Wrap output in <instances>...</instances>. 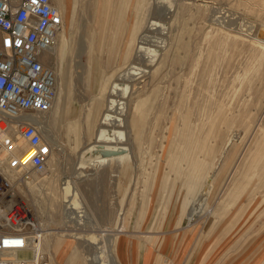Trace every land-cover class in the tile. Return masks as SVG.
<instances>
[{
	"label": "rangeland",
	"instance_id": "obj_1",
	"mask_svg": "<svg viewBox=\"0 0 264 264\" xmlns=\"http://www.w3.org/2000/svg\"><path fill=\"white\" fill-rule=\"evenodd\" d=\"M57 1L54 0L64 22L50 59L59 73L61 68L67 70L73 93L63 96L64 119L51 123L55 144L50 157L56 161L54 170L32 172L34 183L25 194L39 217L44 237L48 234L51 242L58 237L56 234H64L65 240L73 243L72 247L62 248L60 258L52 252L56 263L96 264L103 231L117 236L125 230L117 236L119 242L112 251L120 264H263L264 212L249 215L248 209L256 208L257 203L264 208V184L253 197L247 195L249 184L237 202L225 201L244 172L248 157L260 149L258 145L263 144L264 149V55L260 51L264 46L258 38L262 33L264 37V0H205L208 13H200L196 21L177 9L179 12L170 19V33L163 36H168L165 40H171L173 53L178 55L172 73L165 77H142L137 85L139 96L145 99L141 109L146 113L141 118L140 112L138 118L147 122L146 132L152 139L147 137L134 149L133 171L122 179L115 176L120 173L115 167L110 169L107 160L98 169L77 165L82 160L79 158L87 155L85 148L95 142L96 129L91 141L86 130L82 131V145L72 150L76 131L70 133L69 139L66 124L79 113V117H85L89 107L92 91L87 84V61L91 33L96 27L92 22L95 9L90 0H62L61 8ZM122 1L126 32L116 39L114 28L111 45L115 44L116 52L111 60L109 50H104L106 41L97 38L99 64L105 68L108 85L125 65L118 53L130 24L134 28L139 26L148 15L151 2ZM215 29L219 35L212 41ZM179 40L187 44L186 48H177ZM60 83L64 88V81ZM157 84L161 86L159 91L154 90ZM50 111L37 113L52 119L56 106ZM230 134L239 137L227 143L216 167L224 163L227 173L218 182L221 184H212L210 200L190 222L187 211L204 189L198 184L205 174L204 164L219 147L220 138ZM28 152L32 156L34 150ZM71 182L78 189L76 196L68 189ZM182 198L186 203L184 212L179 209ZM72 201L67 211L65 205ZM238 208L241 211L237 215ZM218 213L221 215L214 216ZM171 240L173 246L168 247ZM44 253L50 261L51 251ZM85 256L92 257L93 262L88 263Z\"/></svg>",
	"mask_w": 264,
	"mask_h": 264
},
{
	"label": "bare ground",
	"instance_id": "obj_2",
	"mask_svg": "<svg viewBox=\"0 0 264 264\" xmlns=\"http://www.w3.org/2000/svg\"><path fill=\"white\" fill-rule=\"evenodd\" d=\"M57 2L61 8V4H63L62 0H59ZM90 2L92 8L95 9L94 14L92 16V22L96 26L91 33L92 35L91 51L90 54H88V61H87V73H88L87 84L89 89L92 91V94L90 97L89 107L86 112L85 128H82L80 119L69 120L68 123L66 124L67 125L66 128L69 139L71 135L70 133L76 131V137H77L76 145L75 147L72 148V150H78V147L80 148V146L82 145V137H83L82 131L86 130V136L88 137V140L91 141V138L96 129L95 142L91 143L85 148L84 151L86 152L84 153H86L87 155L86 156L82 155L79 158V160L82 158V160L78 161L77 163L79 168L90 167L93 169H98L103 166V163L105 165V161L107 160L108 163L106 164L109 165L110 169L115 167L117 171L120 173L115 176H118L119 178L122 179L125 176H127V173L133 171L134 149L137 146L139 147L147 137L149 138V140L152 139L150 137L151 135L148 136V133L146 132L145 127L147 125V122L144 121L140 122L138 118L140 112L142 115L141 118H143L146 115L144 109L143 108L141 109L145 99H142V97L139 96V91L137 88V85L139 83L138 80L146 76H151L154 78L165 77L169 73L170 74L172 73L171 67L173 66V63L176 61L178 55L173 53V45L169 42L171 40H169V38H168L169 41L165 40L168 36H165L166 37L165 39L163 36L170 31L172 27V23H171L172 20L170 21V19L178 11L177 9H179L180 11L181 8L183 12L185 11L188 14L189 19H193L196 21V19L199 18L200 13H203L204 16L207 15L209 5L205 3V0L201 1L203 3L196 2L195 0L193 4L184 3V2L180 3L181 0H151L149 4L147 3L149 7L148 10L149 12L147 15L148 17L147 23L145 24L144 22V19H146L147 17H145L140 22L139 26L136 28H134L133 23L131 24L129 23L130 26L127 30V35L124 41V45L122 47V51L118 53L121 61L122 60L125 61V65H123L122 67L120 66L121 68L119 67L120 68L119 72L117 73L115 78L112 79L110 85H108V82L105 79L106 77L105 68H102L99 64L98 51L100 47L97 38L98 40L104 39L106 41L104 50H109V57L111 60V55L115 54L116 52L115 44L111 45V34H113L114 28L116 27V39L118 38L119 34L120 36H124L126 32L124 31L126 19L122 5L123 1L121 0L120 3H117V0H90ZM117 18H118V22L116 24L115 20ZM173 20L176 22L175 19ZM216 29L214 30L212 41L213 40L216 41L218 39L219 33L218 31H216ZM262 34L258 35V38H259V42L264 46V37ZM228 35L230 34L228 33ZM228 35L227 37L229 38ZM169 43L171 45H169ZM176 46L177 48H186L187 44L184 41L179 40ZM260 51L264 55V48L260 49ZM255 54L258 55V53ZM109 64L110 63H108V66ZM54 71L56 73L57 89H58L57 98L54 104V107L56 106L55 116L57 120L61 121L65 117V109L63 107L64 97L63 95L61 97V93L64 94L65 97L73 93L71 89L72 81L67 70H65L64 68H61L60 73L57 70V68L56 69L54 68ZM59 79L64 81V88H63V84L60 83ZM144 87L146 88V85ZM160 88L161 86L157 84L156 89L154 90L159 91ZM37 114L38 113L27 114L24 116L23 119L32 124L37 125L41 130V132L43 130L47 133V138H49V140L50 139L53 140V136H52L53 133L50 127L51 121L48 119V122L44 123L38 119L40 114L39 115ZM53 120L54 119L52 118V123ZM236 137L238 138L239 136L237 134H233V135L230 134L228 137L227 136L221 137L218 144L219 147L215 148L212 151L209 160L212 159L214 153H217L219 156L215 159V161H213L212 159L211 166L208 169V172L204 174L202 182L198 183L200 185V188L203 187L204 189L196 195V198L194 197L195 198L194 203H191V207L189 211H187V218L190 222L193 221L197 215H199V212L203 208H205L207 202L210 200L209 193L214 191V188L212 190L210 189L213 183L216 184L215 173L216 171H219L216 170V167L220 162L219 159H221V155L223 154V151L225 150L227 143L235 142ZM104 142H107V146H103ZM258 148L263 149V144L258 145ZM22 161L24 162L23 159ZM55 162L56 161L52 157H50L48 162V171L54 170L52 169V166L55 164ZM12 178L17 179L18 175H12ZM229 178L230 176H228V179L226 180L227 182ZM46 180L47 177L42 179L43 182H46ZM217 181L219 182L220 178ZM33 183H34V179H31L28 182L18 184L16 186L14 196L16 199L21 198L22 200H24L34 211L38 223H41L39 221V217L36 214L35 210L31 206V204L25 199V194L28 195L29 191H31ZM71 184H72L71 186L69 184V188H68L70 191H72L71 195L72 196L78 195V189L76 185L73 184V182H71ZM215 186L216 185H214L213 187ZM27 188L28 190L25 191ZM228 188L229 187L227 186L226 189L228 190ZM226 192L224 194H226ZM180 201L181 202H179L180 203L179 209L181 210V212H184V207L186 204L185 198H182ZM54 203L55 202L53 200L52 204ZM67 204L68 206L65 205L66 206L65 209L67 210V208L69 207V211H70V207L73 205V201L72 204L70 202ZM124 231L125 230H120L118 235L123 233ZM103 232H104V236L101 241L102 245L101 246L97 245L99 256L98 258L95 259L94 263L120 264L119 260L114 259L112 253L113 249L116 247L117 243L119 242L117 240L118 235L117 236L114 235L113 232H105V231ZM47 236L48 234L41 240L40 249L43 251H51L52 253L55 251V248L61 250L64 247H70V246L72 247L73 245L71 241L65 240L66 235L64 234H56V236L58 237L51 242L50 240H48ZM46 242H47L46 246L49 247L47 248L48 250L45 247ZM85 258H86L85 260L88 263L91 260L93 262L92 257L85 256ZM50 264H57L54 256L50 259Z\"/></svg>",
	"mask_w": 264,
	"mask_h": 264
},
{
	"label": "built area",
	"instance_id": "obj_3",
	"mask_svg": "<svg viewBox=\"0 0 264 264\" xmlns=\"http://www.w3.org/2000/svg\"><path fill=\"white\" fill-rule=\"evenodd\" d=\"M63 22L53 0H0V264H50L40 249L43 227L14 193L32 172L48 171L52 145L23 118L54 107L58 89L50 57Z\"/></svg>",
	"mask_w": 264,
	"mask_h": 264
},
{
	"label": "crops",
	"instance_id": "obj_4",
	"mask_svg": "<svg viewBox=\"0 0 264 264\" xmlns=\"http://www.w3.org/2000/svg\"><path fill=\"white\" fill-rule=\"evenodd\" d=\"M62 93H61V97H62ZM64 96V95H63ZM81 113H79L78 115H76L74 118L76 120L78 119H84L86 120V115L85 117H79ZM39 115V114H37ZM38 119L44 123H47L48 122V119L43 116V115H40L38 117ZM53 123H57L56 121V116L53 117ZM51 122H50V127L52 128V119H49ZM83 125H86V122L84 123H81ZM43 135H44V138L47 139V141L53 145L55 144L53 142V140H49V138H47V133L45 131H43ZM24 161L26 160H29L30 159V156H29V152H27L23 158H22ZM26 159V160H25ZM213 161H215L216 159V156H213L212 157ZM211 162L212 160H207V163L204 164V172L202 173H207L208 169L210 168L211 166ZM191 163V162H190ZM224 164V163H223ZM219 165L218 168L216 170H219V171H216L215 173V179H219L220 178V181L223 179V176L222 175H225L227 173V170H225V168H227V166L225 165ZM263 167L264 168V149H257L255 150L249 157H248V162L245 166V170L244 172H242L241 174V177L239 178V180L237 181V183L232 187L231 189V195L230 197H228V199L225 201L228 202V203H235L237 202V200L241 197V195L243 194V190L250 184L251 185V188L248 190V197H253L256 195L257 193V189H259L260 187H262V185L264 184V169L257 175V171H259V169ZM218 172H219V175H218ZM201 175V174H200ZM202 182V180H201ZM218 183V181L216 182V184ZM221 184V183H218V185ZM252 203V202H251ZM262 204H259L257 203L256 204V208H251V209H248V214L251 215L252 213L256 212L257 214L259 215H262L263 212H264V208H262ZM241 211L240 208L237 209L236 213L235 214H240L239 212ZM244 209H243V212L242 214H244ZM237 214V215H238ZM221 214L218 213V214H215L214 216H220ZM129 233V232H128ZM126 243V240L123 241V244ZM168 247H172L173 246V241L171 240L170 242H168L167 244ZM63 253V249L61 250H58L55 248V255H57V258H60L61 255ZM59 264H63V262H60ZM264 264V262H263Z\"/></svg>",
	"mask_w": 264,
	"mask_h": 264
}]
</instances>
